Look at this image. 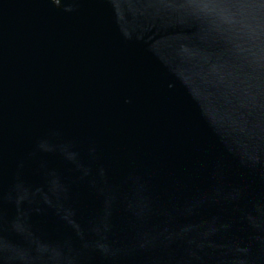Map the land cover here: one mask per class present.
Here are the masks:
<instances>
[{"label":"water","instance_id":"95a60500","mask_svg":"<svg viewBox=\"0 0 264 264\" xmlns=\"http://www.w3.org/2000/svg\"><path fill=\"white\" fill-rule=\"evenodd\" d=\"M0 264H264V0H0Z\"/></svg>","mask_w":264,"mask_h":264}]
</instances>
